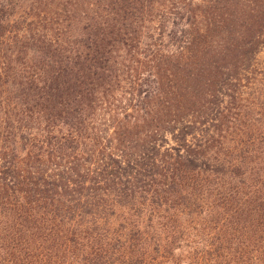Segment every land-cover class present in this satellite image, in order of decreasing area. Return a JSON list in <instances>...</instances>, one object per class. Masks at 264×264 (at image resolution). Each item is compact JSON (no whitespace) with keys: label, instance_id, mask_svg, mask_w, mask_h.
Here are the masks:
<instances>
[{"label":"trees","instance_id":"trees-1","mask_svg":"<svg viewBox=\"0 0 264 264\" xmlns=\"http://www.w3.org/2000/svg\"><path fill=\"white\" fill-rule=\"evenodd\" d=\"M264 0H0V264H264Z\"/></svg>","mask_w":264,"mask_h":264},{"label":"rangeland","instance_id":"rangeland-1","mask_svg":"<svg viewBox=\"0 0 264 264\" xmlns=\"http://www.w3.org/2000/svg\"><path fill=\"white\" fill-rule=\"evenodd\" d=\"M262 61L264 62V57H263Z\"/></svg>","mask_w":264,"mask_h":264}]
</instances>
